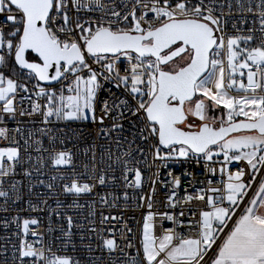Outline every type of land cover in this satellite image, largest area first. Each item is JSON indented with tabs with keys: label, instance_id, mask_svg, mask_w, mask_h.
Masks as SVG:
<instances>
[{
	"label": "snow or ice",
	"instance_id": "6c2138e0",
	"mask_svg": "<svg viewBox=\"0 0 264 264\" xmlns=\"http://www.w3.org/2000/svg\"><path fill=\"white\" fill-rule=\"evenodd\" d=\"M37 116L45 127L25 132ZM53 119L82 127L49 150L41 137ZM0 141V264H81L53 246L68 248L72 216L45 241L40 220L9 215L10 204L51 220L63 207L48 203L54 182L80 196L119 171L125 188H142L150 169L135 254L92 221L90 264L96 250H119L123 264H264V0H0ZM163 169L165 210L154 211Z\"/></svg>",
	"mask_w": 264,
	"mask_h": 264
},
{
	"label": "built area",
	"instance_id": "2783aa9c",
	"mask_svg": "<svg viewBox=\"0 0 264 264\" xmlns=\"http://www.w3.org/2000/svg\"><path fill=\"white\" fill-rule=\"evenodd\" d=\"M227 9L225 8V11ZM251 26V25H249ZM229 29L231 30V22H229ZM55 86L59 88V85H49ZM105 88H108L109 85L105 84ZM114 92L118 90L113 89ZM105 92L101 91L99 93V98L102 101L105 99ZM97 114H99V108H97ZM35 124H28L26 125L25 132H27L28 128L36 129L39 127H45L41 122L39 116L36 118ZM47 128L51 129L49 133L42 136L43 144L45 148L51 150L53 147L59 148V140L60 139H67L68 137L73 135V130L78 131L82 125L79 123H65L63 121H55L53 119L50 123L47 124ZM85 128H93L94 126L89 124L83 125ZM63 132V135L61 134ZM37 136L41 134L36 132ZM54 135L57 137V142L55 145L51 144L48 140V136ZM89 143H91V138H89ZM101 143H106V141L101 140ZM4 142L0 141V145ZM21 147H23V141L21 140ZM73 147L75 151L82 152L84 145L82 143L73 141V144L70 145ZM36 153L33 152V155ZM45 158H47V153L43 154ZM237 162H234V164ZM189 170H193L190 168ZM155 171V169H150L144 173L145 175V182L142 188H125L123 180L120 178V172H116L117 180L115 184H109L106 187H96L94 192L91 194H81L80 196L75 195H65L63 192L60 191L59 184L60 181L54 182L57 187L55 189V195L51 196L48 200V203L55 208L56 200H60L63 204L61 208V216L58 218L53 214L51 220H49L47 209L44 211H32L28 209L27 205L23 203V201L17 204H10L9 205V215H14L16 209H20L19 216L21 219L23 218H31L36 217L40 220L39 230L44 231L45 234V241L50 239L51 237L60 236L61 233L59 231L60 227H63L65 230H68L67 220L65 218L66 215H70L73 217V226L71 229L72 232V239L71 243L69 244L67 249H64L62 240H53L54 248H60L62 252L66 254L72 255L74 258H78L81 264H90L89 261V251L87 247H82V245L96 244L98 241L96 240V235L92 234V239L89 240V227L91 226V222L94 221L95 226L97 228H104L105 230L109 227L113 228L115 238L117 239L120 248H123L125 251H128L132 254H135L136 248L139 245V237L142 232L143 226V214L147 211L146 202H141L139 197L146 193H149L152 189V185L148 182L147 177L149 172ZM176 173L183 171V167L177 166L175 169ZM46 174H53L51 169H45ZM167 169H163L161 172L160 180L157 181L155 184V192L152 193L153 196V203H154V211H164V203L166 200V194L168 193V189L164 188L162 181L165 177ZM19 178V177H17ZM35 178V177H34ZM46 179V177H45ZM45 191L46 189H36V191ZM127 191L128 199H123V193ZM183 192V184L181 185L180 194ZM97 193L103 195L106 193H111L112 196L121 197L119 201L116 203L115 206L113 205L112 196L107 197V204L100 203V197L97 196ZM23 198L28 199V193L26 186L23 188ZM45 197H40L39 199L43 200ZM33 203L36 202V197H31ZM95 201L94 205H90L89 202ZM78 204L82 205L83 207H69V205ZM89 212H94V216H89ZM101 214L105 216H115L119 219H110L106 220L103 224H101ZM5 213L0 212V218H4ZM54 229L52 232L46 231L49 226ZM165 226H168V222H165ZM30 227H37L30 225ZM128 229H131L129 232ZM10 230H15V226L13 225ZM81 234H83L84 239L81 240ZM5 231L2 227H0V236H4ZM123 237V238H122ZM29 239H33V237L29 236ZM131 241L133 247L128 248L127 245ZM0 243H4L3 240H0ZM72 244L75 245V251H73ZM96 256L101 257L97 264H113V257H118L119 260L117 264H123V257L119 250H116L114 253L109 255L107 252H101L100 250H96L94 253ZM3 258L0 257V261ZM9 264L11 262L9 261Z\"/></svg>",
	"mask_w": 264,
	"mask_h": 264
},
{
	"label": "water",
	"instance_id": "95a60500",
	"mask_svg": "<svg viewBox=\"0 0 264 264\" xmlns=\"http://www.w3.org/2000/svg\"><path fill=\"white\" fill-rule=\"evenodd\" d=\"M51 85V84H50Z\"/></svg>",
	"mask_w": 264,
	"mask_h": 264
}]
</instances>
